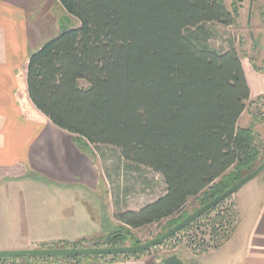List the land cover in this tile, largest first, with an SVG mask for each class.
<instances>
[{
  "label": "trees",
  "instance_id": "16d2710c",
  "mask_svg": "<svg viewBox=\"0 0 264 264\" xmlns=\"http://www.w3.org/2000/svg\"><path fill=\"white\" fill-rule=\"evenodd\" d=\"M57 1L79 27L31 55L32 104L57 128L87 145L119 149L127 163L153 170L166 186L139 211L115 214L120 226L103 246H139L134 230L165 220L176 226L189 216L191 200L207 205L262 164L253 128L238 125L250 100L238 52L207 44V24H235L237 14L223 0ZM231 217L235 224V211ZM217 221L210 230L215 248L231 236L219 238Z\"/></svg>",
  "mask_w": 264,
  "mask_h": 264
},
{
  "label": "crops",
  "instance_id": "0c3cea01",
  "mask_svg": "<svg viewBox=\"0 0 264 264\" xmlns=\"http://www.w3.org/2000/svg\"><path fill=\"white\" fill-rule=\"evenodd\" d=\"M29 7L26 0H0V252L71 243L101 230L80 197L87 189L95 190L99 173L80 152L75 136L54 126L28 94L29 59L64 31L62 15ZM59 9L65 12L61 5ZM36 11L39 16L31 19L30 13ZM245 76L250 100L264 97V75L250 65V81ZM250 117V128L257 132L261 123ZM261 175L259 183L253 180L236 194L238 224L219 247L201 254L183 249L151 252L106 264H264Z\"/></svg>",
  "mask_w": 264,
  "mask_h": 264
},
{
  "label": "rangeland",
  "instance_id": "374dc122",
  "mask_svg": "<svg viewBox=\"0 0 264 264\" xmlns=\"http://www.w3.org/2000/svg\"><path fill=\"white\" fill-rule=\"evenodd\" d=\"M29 2V11H35L40 8L41 14L51 12V14L62 15L60 26L63 30L74 29L79 27V22L75 18H71L68 14L60 13L59 2L57 0H26ZM226 8L234 11L236 16L235 24L226 27L218 23L207 24L205 28L210 32L211 38L208 46L218 52H225L232 48L236 49L238 55L245 66V73L250 81V65L261 75H264V0H223ZM30 13L31 19L39 16V12ZM253 35L255 42L252 40ZM84 84V83H83ZM250 115L261 124L256 135L259 148L262 152L261 160L264 161V97L255 101L249 100L245 113L240 119L239 126L250 128ZM258 125V126H259ZM80 145L79 150L89 159L91 166L99 173V180L96 182L95 190L87 189L86 193H80V197L85 202L86 209L92 219L99 226L100 233L94 237L87 239H79L82 245L78 248H108L103 246V239L113 231H116L120 224L114 219L115 214L126 211H139L148 204L155 202L163 196L166 186L163 178L153 170L144 166H138L127 163L121 155L119 149L111 146H91L78 137ZM75 139V140H76ZM258 168V166H257ZM256 168V169H257ZM264 173V172H263ZM262 173V174H263ZM33 179L37 176L31 175ZM263 179L260 175L255 179L257 184ZM45 182L49 183L45 180ZM98 184V185H97ZM252 184V183H251ZM238 194V193H236ZM236 194L218 205V208L207 212L200 219L191 224L190 228L176 234L173 238L166 241L162 246H158L147 253L166 254L173 253L177 250H188L191 253L201 254L202 250H212L219 244L218 239H211L212 221L218 220L216 229L219 230V238L231 235L238 224V216L236 215L235 224L231 220V215L235 211ZM203 206L199 200H191L187 206L188 214H192ZM234 215V214H233ZM180 214L173 218H178ZM185 219V218H184ZM183 219V220H184ZM182 220V221H183ZM181 221V222H182ZM173 222L165 220L159 224H154L141 230H134L133 234L140 242L145 244L156 239L173 228ZM65 242L66 241H60ZM56 243V242H53ZM70 243V242H68ZM132 246L130 242H125L117 247ZM52 248V247H51ZM47 248V249H51ZM53 248H63L56 247ZM75 247H69L73 249ZM35 249H40L36 247ZM197 250H200L198 252ZM107 256H99L102 261L99 264H106ZM114 258H132L124 256H114ZM52 263V264H97L93 258L88 260H76L67 257L58 258H16L1 261L0 264H27V263Z\"/></svg>",
  "mask_w": 264,
  "mask_h": 264
},
{
  "label": "water",
  "instance_id": "95a60500",
  "mask_svg": "<svg viewBox=\"0 0 264 264\" xmlns=\"http://www.w3.org/2000/svg\"><path fill=\"white\" fill-rule=\"evenodd\" d=\"M252 40L257 44L251 35ZM264 172V161L253 172L245 176L241 181L236 183L226 192L216 197L207 205L199 208L194 213L190 214L182 222L169 229L162 236L153 239L145 244L139 246L117 247V248H62V249H33L24 251H9L0 252V259H16V258H58V257H81V256H134L144 254L158 246H162L166 241L173 238L195 221L204 216L207 212L216 208L222 202L226 201L236 193H238L244 186L258 178Z\"/></svg>",
  "mask_w": 264,
  "mask_h": 264
},
{
  "label": "built area",
  "instance_id": "2783aa9c",
  "mask_svg": "<svg viewBox=\"0 0 264 264\" xmlns=\"http://www.w3.org/2000/svg\"><path fill=\"white\" fill-rule=\"evenodd\" d=\"M198 252H200V250H197ZM114 256H107L106 261H112ZM115 259V258H114Z\"/></svg>",
  "mask_w": 264,
  "mask_h": 264
}]
</instances>
